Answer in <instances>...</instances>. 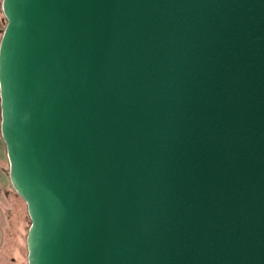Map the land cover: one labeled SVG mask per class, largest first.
I'll list each match as a JSON object with an SVG mask.
<instances>
[{
	"label": "water",
	"instance_id": "95a60500",
	"mask_svg": "<svg viewBox=\"0 0 264 264\" xmlns=\"http://www.w3.org/2000/svg\"><path fill=\"white\" fill-rule=\"evenodd\" d=\"M1 10L27 264H264V0Z\"/></svg>",
	"mask_w": 264,
	"mask_h": 264
},
{
	"label": "rangeland",
	"instance_id": "374dc122",
	"mask_svg": "<svg viewBox=\"0 0 264 264\" xmlns=\"http://www.w3.org/2000/svg\"><path fill=\"white\" fill-rule=\"evenodd\" d=\"M0 0V37L6 20ZM30 225L26 205L13 190L8 160L0 137V264H27L26 233Z\"/></svg>",
	"mask_w": 264,
	"mask_h": 264
}]
</instances>
